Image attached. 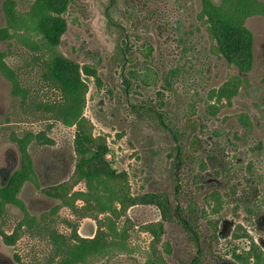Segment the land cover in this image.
Listing matches in <instances>:
<instances>
[{
    "label": "rangeland",
    "instance_id": "1",
    "mask_svg": "<svg viewBox=\"0 0 264 264\" xmlns=\"http://www.w3.org/2000/svg\"><path fill=\"white\" fill-rule=\"evenodd\" d=\"M33 2L0 0V52L25 91L0 72V186L23 206H6L0 230L29 222L13 245L0 235V264H58L50 234L98 230L114 246L85 264H264V14L245 19L248 41L216 23L221 0H51L55 69L85 86L66 125L44 107L60 95L42 35L4 38ZM92 170L111 178L114 212L87 198Z\"/></svg>",
    "mask_w": 264,
    "mask_h": 264
},
{
    "label": "trees",
    "instance_id": "2",
    "mask_svg": "<svg viewBox=\"0 0 264 264\" xmlns=\"http://www.w3.org/2000/svg\"><path fill=\"white\" fill-rule=\"evenodd\" d=\"M53 12L54 7L51 0H34L27 13L15 16V21L8 24L7 28H5L6 37L4 38L16 39L28 44V42H33L29 38L33 34L40 33L42 35L43 40L49 46V53L51 52L44 77L60 95L57 102L46 104L44 107L46 110L53 112L56 119H59L63 124L71 125L78 122L82 115L85 86L81 81L69 82L55 69L56 56L52 48L55 43L51 40L49 33L43 28L41 23L43 20L49 19ZM255 14H264V4L258 0H221L220 4L214 8L216 23L224 32L246 35L248 36V41L250 40V34L244 26V21L247 17ZM9 30H11V33H8ZM4 58V53L0 52V72L11 82L13 86L12 94L15 96L25 95L24 89L19 86L15 73L5 63ZM87 72L94 75L92 70H87ZM13 139L21 144L25 142L23 139L15 137ZM81 177L86 183L87 198L94 202L99 211L114 212L113 204L118 197V193L107 173L102 170H92L81 173ZM17 194L18 188L10 192L8 187L0 186V217L9 204L19 205L23 208L22 203L17 199ZM187 212L178 209V207L173 209L174 218L181 230L198 248L199 238L196 226L193 220L188 217ZM22 226L28 227L29 222L23 220L11 234H6L0 230L3 242L7 245H13ZM73 237H75L74 242H67L62 236L50 234L53 249L59 256L58 264H85L88 257L99 254L101 251L109 250L111 246H114L112 242L106 241L102 230H98L97 235L91 239L79 238L75 233ZM196 256L192 257L189 264H199L198 256Z\"/></svg>",
    "mask_w": 264,
    "mask_h": 264
}]
</instances>
